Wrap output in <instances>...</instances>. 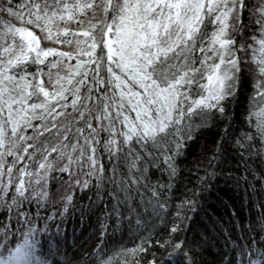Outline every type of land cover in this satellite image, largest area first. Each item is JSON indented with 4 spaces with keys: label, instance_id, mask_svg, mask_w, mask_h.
<instances>
[{
    "label": "snow or ice",
    "instance_id": "6c2138e0",
    "mask_svg": "<svg viewBox=\"0 0 264 264\" xmlns=\"http://www.w3.org/2000/svg\"><path fill=\"white\" fill-rule=\"evenodd\" d=\"M249 11L260 35L237 46ZM246 49L259 78L246 116L255 133L234 141L241 158L254 148L261 156L257 134L264 145V0H0V209L22 225L0 224V264H40V230L25 206L48 199L56 174L69 190L106 189L114 224L150 227L172 215L169 185L153 184L154 173L174 174L196 128L229 115L242 72L236 53ZM64 201L67 212L71 191ZM241 231L227 264H264V223ZM185 243L160 247L173 249L170 258ZM147 250L118 255L130 264ZM96 255L89 264L114 259L103 248ZM184 256L196 264L195 252Z\"/></svg>",
    "mask_w": 264,
    "mask_h": 264
},
{
    "label": "trees",
    "instance_id": "16d2710c",
    "mask_svg": "<svg viewBox=\"0 0 264 264\" xmlns=\"http://www.w3.org/2000/svg\"><path fill=\"white\" fill-rule=\"evenodd\" d=\"M247 2L255 5L257 0ZM243 26V31L233 33L237 46L251 44V37L260 35L251 11L244 16ZM212 27L209 26V32ZM42 46L57 47L49 41H42ZM236 55L241 60L242 72L229 104V115L217 121L209 117L205 125L196 128L195 139L189 142L182 155L176 157L174 174L167 169L154 173L153 184L167 182L169 185L165 198L172 215L150 227L130 225L126 219L114 224L116 218L110 213L112 204L109 203L111 198L104 194L106 189L69 190L56 174L49 183L48 199L40 207L35 203L25 206L32 227L40 230L37 235V251L43 253L40 264H89L90 260L99 259L96 253L100 248L114 257L112 264L117 260L123 264L122 255L118 253L138 244H144L148 250L135 258L129 255L130 264L133 259L137 264H148L154 257L161 264L165 261L168 264H191V259L184 256L188 251L197 254L196 264H227L224 254L231 257L236 238L244 235L241 229L255 227L259 230L264 223L260 207L264 204V181L260 180L264 175V145L257 134L256 144L261 156L256 155L257 148H254L251 156L244 158L234 145L235 140L255 133L246 116L253 107L254 85L259 77L252 71L250 50H239ZM213 153L217 154L215 160ZM210 161L212 167L208 166ZM69 191L73 201L64 212V197ZM177 212L179 217L175 214ZM7 217L11 218L16 229L22 230L14 213L0 209V224H7ZM147 224L152 225V221ZM177 224L180 230L170 233V228ZM105 225L107 232L102 236ZM19 236L20 232L17 233ZM149 240L150 244L145 243ZM173 240L186 242L185 248L169 258L173 249L169 247L166 253L160 242L171 244Z\"/></svg>",
    "mask_w": 264,
    "mask_h": 264
}]
</instances>
